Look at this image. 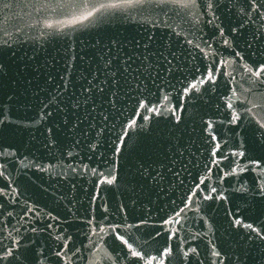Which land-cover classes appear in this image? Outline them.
Returning <instances> with one entry per match:
<instances>
[{
	"label": "water",
	"instance_id": "water-1",
	"mask_svg": "<svg viewBox=\"0 0 264 264\" xmlns=\"http://www.w3.org/2000/svg\"><path fill=\"white\" fill-rule=\"evenodd\" d=\"M0 264H264V0H0Z\"/></svg>",
	"mask_w": 264,
	"mask_h": 264
}]
</instances>
